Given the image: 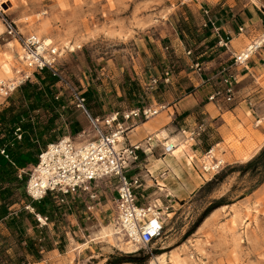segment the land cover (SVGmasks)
Masks as SVG:
<instances>
[{
  "label": "rangeland",
  "instance_id": "obj_1",
  "mask_svg": "<svg viewBox=\"0 0 264 264\" xmlns=\"http://www.w3.org/2000/svg\"><path fill=\"white\" fill-rule=\"evenodd\" d=\"M1 1L5 17L17 31L51 40L50 46L59 54L58 70L72 88L83 94L88 112H95L99 118L113 111L142 108L150 97H160L164 93L194 91L187 73L196 71L201 73L200 77H208L216 75L222 66L233 63L232 58L217 57L225 48L218 43L213 52L205 48L207 42L202 39L204 27L200 18L204 16L207 7L203 2L207 0ZM194 4L202 6L197 13L193 11ZM255 40L258 38L247 42L239 52ZM188 50L190 54L186 53ZM23 53L22 47L7 34L0 20V84L36 81V72L24 65ZM214 57V70L208 71L205 63ZM194 62L200 64V71L191 67ZM6 63L9 72L3 69ZM168 69L181 87L171 86V77L169 82H163L164 72ZM153 78L158 79L155 85L150 83ZM127 79L138 87L137 93L131 97L122 90ZM252 80L254 86L243 95L255 98L248 107L257 108L259 112L254 114L255 120L251 117L253 123L243 127L230 114L224 115L226 127L220 130L224 141L220 147L226 155L221 156L213 150L208 167L204 169L205 163L199 162L193 170L203 174V184L228 167L245 163L264 148V98L260 100L258 97L262 94L259 90H264V70H256V77ZM14 92L5 96L0 90V109L7 105V99ZM67 92L66 104L73 109H68L65 115L69 112L71 117L75 113L83 129L72 134L71 125L62 116L56 121L51 137L54 140L65 134L76 143L83 142L93 136L94 130ZM22 175L27 177L25 172ZM261 177L259 173L240 174L234 170L222 182H214L207 189L200 190L201 184L189 197L180 200L171 195L163 197L160 206H168V209L163 214L165 227L162 235L146 248L136 247L134 252L94 238L101 225L113 224L111 194H107L106 205L102 208L98 205L92 214H83L80 200H69L58 206L50 195L49 201L54 204L52 223L32 228L30 220L24 216V229L19 236L33 237L35 243L44 242L57 247L58 252L42 254L37 260L23 249L24 243L17 242V235L8 230L7 236L0 232V264H108V260L124 261L119 264H148L155 255L164 257L167 264H172L169 262L171 257L181 264H264V201H256L250 196L261 185L258 184ZM256 192L257 196L264 193V187ZM220 198L222 205L187 235L203 210ZM17 204L21 206V201ZM91 220L93 222L87 223ZM81 243L85 244L77 249Z\"/></svg>",
  "mask_w": 264,
  "mask_h": 264
},
{
  "label": "built area",
  "instance_id": "obj_2",
  "mask_svg": "<svg viewBox=\"0 0 264 264\" xmlns=\"http://www.w3.org/2000/svg\"><path fill=\"white\" fill-rule=\"evenodd\" d=\"M204 16L202 27L206 28L211 21L207 9L204 10ZM0 20L7 34L22 47L25 67L36 73L47 71L55 79L57 96L62 91L66 93L67 90L75 107L84 112L94 130L93 136L83 142L76 143L70 135H66L48 143L39 151L35 164L27 167V170H19V178L22 173H27L24 190L30 202H39L48 194L53 195L58 206L77 199L83 203V214H91L105 200L106 193H109L112 196V222L117 233L136 247H148L163 233L165 227L163 214L168 206L161 207L156 203L142 204L138 201L135 189L140 183L137 176H128V171L138 160V151L142 149L140 143H123L125 128L122 123L131 119L137 121L147 119L164 106L160 105L158 109L144 107L122 112L113 111L102 118L91 116L83 94L72 88L67 78L58 70L56 66L58 52L50 45L48 47L44 45L37 35H23L17 31L12 22L5 17L1 0ZM241 31L239 28V32ZM227 42V37L220 38L218 45L226 47ZM262 46L264 35H261L260 44L252 42L245 47L244 52L236 53L232 58V65L222 66L216 74L218 84L208 99L214 100L221 96L226 102L232 103L234 87L238 82V74L234 67L245 64ZM186 53L190 54V50ZM191 67L201 70L198 62L191 64ZM27 77L25 76V79ZM170 77L171 71L168 69L164 72L163 82H169ZM157 82L158 79L153 78L150 83L155 85ZM18 83L11 86L10 83L0 84L2 94L6 96L11 93L20 85ZM202 131L204 125L201 123L192 135H199ZM14 135L20 139L19 127L15 128ZM211 150L210 148L207 153L209 154ZM0 154L8 158L3 149L0 150ZM22 207L34 215L38 226L47 225L49 222L46 216L36 213L30 203ZM18 211V208L11 209L9 215L16 216Z\"/></svg>",
  "mask_w": 264,
  "mask_h": 264
},
{
  "label": "crops",
  "instance_id": "obj_3",
  "mask_svg": "<svg viewBox=\"0 0 264 264\" xmlns=\"http://www.w3.org/2000/svg\"><path fill=\"white\" fill-rule=\"evenodd\" d=\"M203 3L208 8L209 19L211 20L208 26L204 28L206 37H202L207 42L205 48L213 52L220 38H228L224 51H221L217 57L222 56L231 59L247 42L264 34V0H207ZM194 7L193 11L196 13L202 8L200 4H194ZM204 18L205 16H201L200 23L204 21ZM239 28L242 29L241 32H239ZM205 64H207L206 69L208 71L214 70L216 58H212ZM234 68L238 74V82L235 86L237 89L235 88L232 103L226 102L221 96L214 100L208 99L215 85L218 84V76H202L205 78L203 79L200 77L201 73L192 71L186 75L195 88L194 91H178L179 93H164L160 97H150L148 103L142 108L149 107L154 109L160 105L164 107L147 119L140 121L131 119L122 123L125 128L123 143H140L142 149L138 151V160L128 171V176L138 177L140 185L136 188V195L140 203H156L160 206L163 197L165 199L168 195L173 196L177 200L192 195L204 182L203 174L193 171L194 167H198L199 162L207 164L211 160L209 157L204 159L208 154L206 150L211 148L212 150H217L221 156L226 155V151L220 147L224 142L220 130L224 126L226 127V123L223 120L224 115L230 114L240 127L247 123H253L251 117L254 119V114H258L259 111L257 108L248 107V105H252V101L255 98H247L243 94L248 93V90L254 86L252 79L256 77V70H264V46L250 57L244 67L236 66ZM171 79H173L170 83L171 86L178 85L176 88L181 87V84H178V79L173 78L172 75ZM238 83H241V85L238 86ZM242 84L245 85L242 86ZM187 85H190L189 82ZM166 87L168 88V86ZM54 88L56 98L57 88L55 83ZM259 91L262 92L258 96L261 100V98H264V90ZM61 95L66 97L67 94L62 91L57 97ZM40 114L42 115L43 113ZM90 115L98 117L95 112ZM201 123L204 125V131L199 135H192V132ZM62 136L66 135H60L51 142ZM171 139L176 141V147L183 143L182 147L177 149L172 155L164 149L165 143ZM47 144L41 147L40 150ZM31 165L33 164H29L27 167ZM25 182L26 180L21 186L24 193ZM160 183L163 184V187L159 185ZM262 187H264V183L256 190L262 189ZM256 190L250 196L256 201H264V193L257 196ZM107 194L109 193H106L105 200L100 203L101 208L106 205ZM28 203L30 202L23 203L21 201L22 206ZM22 206L14 203L8 209L10 211L18 208L20 211ZM96 218L98 219V217ZM49 222L52 223L50 220ZM91 222L93 221L91 220L87 223ZM37 227L38 224L32 226V228ZM0 230V232L6 233V236L8 235V228L2 222H0ZM16 232L20 233V230H16ZM37 240L40 241L41 239L37 238ZM21 243L25 245L24 239ZM84 244L81 243V245ZM54 250L58 252L57 247H51L49 250H43L39 247V254L47 255L53 253Z\"/></svg>",
  "mask_w": 264,
  "mask_h": 264
},
{
  "label": "trees",
  "instance_id": "obj_4",
  "mask_svg": "<svg viewBox=\"0 0 264 264\" xmlns=\"http://www.w3.org/2000/svg\"><path fill=\"white\" fill-rule=\"evenodd\" d=\"M202 37H206V34H203ZM35 77V82L26 80L17 86L13 95L7 99V105L0 109V150L3 149L8 156L5 158L0 154V222L4 223L12 234L17 235L18 243L24 239L23 249L38 260L41 257L39 247L49 250L51 249L50 245L44 242L37 244L33 237L21 238L19 236L22 233V218L24 216L30 220L32 226H35L37 221L32 214L23 210V207L16 216L9 215L8 208L14 203L18 201L30 202L21 189L27 177L22 176L20 179L17 177V172L19 169L37 162L40 148L52 141L51 135L56 129L55 123L62 116H65L71 125L72 134H77L82 130L83 125L75 113L71 117L68 115L69 112L65 115L68 109L73 108L67 106L64 95L55 98V79L45 70L36 73ZM122 90L128 97H131L132 94L137 93L138 87L135 82L127 79ZM85 94L88 93L85 92ZM17 127L21 131L20 139L14 135V130ZM234 170H238L240 174L246 172L262 174L258 184L264 183V148L245 163L228 167L214 175L212 179L203 184L200 190L209 188L214 182H222ZM50 195L48 194L39 202H30V204L36 213L46 216L48 220L52 221L51 210H53L54 204L49 201ZM221 201L222 198L212 201L193 223L187 235L193 233L210 212L222 205ZM16 230H20V233ZM121 262L124 261L112 262V260H108L107 263L119 264Z\"/></svg>",
  "mask_w": 264,
  "mask_h": 264
},
{
  "label": "bare ground",
  "instance_id": "obj_5",
  "mask_svg": "<svg viewBox=\"0 0 264 264\" xmlns=\"http://www.w3.org/2000/svg\"><path fill=\"white\" fill-rule=\"evenodd\" d=\"M264 35V34H261ZM261 35L258 37V40L253 41L254 44H260L261 42ZM43 44L46 45L47 47L50 45L51 40L49 38H44L43 40ZM250 45V44H249ZM248 45V46H249ZM68 48H70V50L72 49V46H68ZM54 49V48H53ZM246 49V48H245ZM244 52V51H243ZM21 58L24 59V53L21 54ZM3 69L5 72H9L10 68L9 66L6 64H3ZM13 83H10L9 85L11 86ZM2 90V89H0ZM80 134V133H79ZM80 136V135H79ZM172 137V136H171ZM120 138V137H119ZM177 138V137H176ZM183 145V143H180L177 147H176V141L171 139L169 142L165 143L164 148L165 150L167 149V147H171L170 149H167L166 152H168L170 155L174 154L176 152L177 149L181 148ZM213 150H211V152L209 153V155L207 154L205 158L209 157L210 158V154H212ZM171 157V156H170ZM208 163L205 164V168L208 167ZM160 186L163 187V184H159ZM166 211V210H165ZM99 224V223H98ZM95 228V227H94ZM91 231V230H90ZM95 240H107L109 242H111V244H113L114 246H124L126 248L127 252H134L137 250L136 245H134L131 242L126 241L125 239H123L121 237V235L119 233H117L116 228L113 226V224L110 222L109 224H105V225H101V227L99 228V230L97 231V233L95 234ZM98 241V242H99ZM82 247V245H78L76 246L77 249H80ZM122 249V248H121ZM125 252V251H124ZM163 255V254H162ZM171 261L169 260V262H171L172 264H181L179 260H177L174 257L170 258ZM148 264H167V261L165 260L164 257H162L161 255H155L153 256Z\"/></svg>",
  "mask_w": 264,
  "mask_h": 264
}]
</instances>
